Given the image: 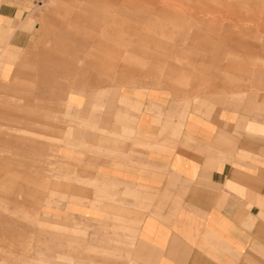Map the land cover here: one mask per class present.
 Returning <instances> with one entry per match:
<instances>
[{
	"label": "crops",
	"instance_id": "0c3cea01",
	"mask_svg": "<svg viewBox=\"0 0 264 264\" xmlns=\"http://www.w3.org/2000/svg\"><path fill=\"white\" fill-rule=\"evenodd\" d=\"M60 1L64 10L50 25L57 34L53 54L68 53L58 38L68 32L85 43L80 51L92 67L86 69L96 72L133 69L118 66L121 51L108 42L128 37L127 24L161 32L165 24H257L264 35V0ZM39 4L0 0V62L20 60L23 69L15 75L25 79L24 94L30 81L42 83L48 72L46 63H34L26 52L42 28ZM110 20L117 24H107ZM192 39L214 38L195 32ZM127 52L125 61H133ZM164 67L174 77L188 73L184 67ZM215 69L196 68L208 78ZM185 94L164 88L126 94L138 107L121 118L120 130L126 132L115 129L97 164L99 189L104 186L105 192L96 219L113 221L114 253L124 249L129 255L108 264H264V116L234 111L220 98L189 100ZM23 98L30 103L27 93ZM17 117L42 124L37 114L23 111ZM122 221L130 238L124 248Z\"/></svg>",
	"mask_w": 264,
	"mask_h": 264
},
{
	"label": "rangeland",
	"instance_id": "374dc122",
	"mask_svg": "<svg viewBox=\"0 0 264 264\" xmlns=\"http://www.w3.org/2000/svg\"><path fill=\"white\" fill-rule=\"evenodd\" d=\"M37 8L42 28L26 52L34 63H46L48 72L44 82L34 78L26 87L29 104L23 98L25 79L15 75L23 69L20 60L0 62V264L128 260L124 249L114 253L113 221L96 219L105 192L97 164L115 129L126 132L120 130L121 118L138 107L128 96L175 89L189 100L220 98L234 111L264 116V35L257 24H165L163 33L148 24H127L128 37L108 42L121 51L118 66L133 69L96 72L87 70L91 63L80 51L85 43L68 32L58 37L68 53L53 54L57 34L50 25L64 10L61 1L40 0ZM58 18L60 23L64 17ZM195 32L214 39L194 41ZM128 49L131 62L124 58ZM204 64L216 68L209 78L196 70ZM163 65L188 73L174 77ZM88 77L91 86L83 83ZM23 111L37 114L42 124L23 123L17 117ZM125 224L123 248L130 240Z\"/></svg>",
	"mask_w": 264,
	"mask_h": 264
}]
</instances>
